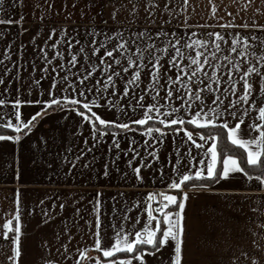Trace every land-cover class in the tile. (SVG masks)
Returning <instances> with one entry per match:
<instances>
[{
  "label": "snow or ice",
  "instance_id": "6c2138e0",
  "mask_svg": "<svg viewBox=\"0 0 264 264\" xmlns=\"http://www.w3.org/2000/svg\"><path fill=\"white\" fill-rule=\"evenodd\" d=\"M184 2L187 3V0ZM4 3L5 0H0V12L4 13L0 25L9 28L19 26V30L24 31L23 16L11 18L3 8ZM12 7H23V0H13ZM211 11L214 14L216 7L213 6ZM149 15L152 13L149 12ZM112 18L115 19V11ZM220 27L224 28L225 25ZM227 27L236 26L229 24ZM239 27H251L260 32L252 31L247 35L236 32L225 36L219 31H212L198 37L195 32L181 34L164 29L152 32L147 28L126 32L119 27L106 30L89 25L81 34L65 26L50 29L47 39L39 45L36 44L40 35L38 31L32 37V43L38 47L37 55L43 61L40 72H51L53 75L50 87L40 90L36 99L30 97L34 89L40 88V80L45 76L42 75L40 79L33 77L31 84L25 87L23 78L17 73L15 80L19 83L10 87L13 79L6 78L13 69L5 61L17 67L22 65L17 60H11V43L4 49L3 59H0L3 72L0 85H4L0 89V127L15 134H0V141H20L21 133H31L37 118L48 115L51 110L74 112L81 118L80 125L85 122L89 125V135L93 141H111L109 151L114 153L116 159L102 164L97 179L109 177L110 166L120 172L116 164L121 152L125 157L129 156V152L120 147L122 135L140 132L142 137L150 138L143 142L142 150L146 151L152 145L148 153L151 159H139L135 166L132 162L141 156V151L138 146H133L137 145L135 139L129 141L132 155L126 163L132 168L135 179L141 182L142 167H155L152 161L160 160L157 149L165 143V139L168 138L172 145L170 155H174L166 161L171 165L172 173L165 184L167 191L148 192L143 203L137 200L124 209L117 208L113 197L112 213L119 212L120 219L116 222L114 216L109 218L112 229L110 243L105 242L107 231L103 227L105 222L102 220L100 199L103 193L97 192V198L91 202L95 230H92L93 220L85 221L93 243L78 247L73 252L68 251L67 243L62 245L65 260L72 259L74 264H82L83 261L88 264H186L185 210L190 198L189 192L184 191L186 182L207 180L210 183H201L199 187L209 188L212 184L230 179L233 174H242L246 182H258L259 190L264 191V24H256L253 20L251 25ZM0 35L6 36L7 31ZM49 41L52 43L49 44ZM19 47L24 49L25 45L22 43ZM18 55L22 59V53ZM55 61L60 63L50 67ZM32 70L36 71L34 63ZM58 70L64 74L61 75ZM21 87H25L26 95L21 92ZM114 99L119 102L114 104ZM24 105L41 107L25 120L21 112ZM101 107L114 110L115 118H102L94 110ZM129 109L133 114H142L136 119L129 117L126 121L121 120L120 116L127 115ZM150 121L155 123L150 125ZM187 126H192L193 130ZM214 128L226 131L227 141L243 150L248 168L260 170L259 174L250 173L235 155L225 152L221 156L218 134L204 135V130ZM77 134L79 128L73 135ZM86 151L91 152L92 149H78V154H73L72 147H68L58 154L59 163L67 166L65 179L70 174L75 175L74 169L77 167L93 168L95 159H84L81 163ZM5 165L11 170L13 181L18 183V157L6 160ZM47 167L51 168L52 165L48 164ZM158 174L161 179L168 175L163 163ZM122 175L126 176L127 173ZM191 187L196 188L197 185L192 184ZM118 195L123 196V193ZM44 203L43 200L39 201L40 205ZM14 204V222L7 219L3 223L0 243L10 245L11 254L7 256L10 264H22L19 189H15ZM56 207L52 202L51 209ZM58 207L63 212L68 205L61 202ZM132 209H136L135 216L130 215ZM52 210L47 207L40 209L42 223L56 215ZM32 211L34 209L29 210V215ZM74 212L75 216L64 218L65 234L69 233L70 224H75L79 230L76 219L81 208L75 207ZM260 227L264 232V224ZM257 235L253 234L254 237ZM72 238L69 234L68 241ZM252 244L257 250L262 247L255 238ZM89 252L95 255H89ZM241 255L249 259V264H264V254L251 258L247 252ZM235 259L230 264H234ZM43 264L58 262L46 259Z\"/></svg>",
  "mask_w": 264,
  "mask_h": 264
},
{
  "label": "crops",
  "instance_id": "0c3cea01",
  "mask_svg": "<svg viewBox=\"0 0 264 264\" xmlns=\"http://www.w3.org/2000/svg\"><path fill=\"white\" fill-rule=\"evenodd\" d=\"M13 0H5L4 10L13 19L23 16L22 28L19 26L7 27L0 25V33L7 31V35H0V59H3V52L11 43V60H17V67L10 61H5L13 72L6 79H13V85L19 82L15 80L17 73L23 78L25 87L31 84L32 78L40 80V88L34 89L31 99H36L40 90H47L51 84V72L41 73L43 61L38 57V47L32 43V37H37L36 44L42 45L47 39L52 28H63L67 26L81 34L86 26L95 25L98 28L116 29L121 28L126 32L150 29L156 32L160 29L165 31H176L181 34L195 32L199 37L202 33L219 31L223 35L240 32L244 35L252 31L258 34L259 29L242 28L243 24L251 25L253 20L256 24H264V0H23V7H12ZM51 5V7H49ZM155 5V6H154ZM216 7L213 14L211 9ZM135 7V11L133 8ZM259 9V11H257ZM115 11V19L113 12ZM149 12L152 15H149ZM4 15L0 12V18ZM106 21L107 23H103ZM149 21H152L149 23ZM167 22V23H164ZM235 25L229 28L227 25ZM187 25V27H184ZM220 25H225L221 28ZM83 38V37H82ZM231 37H229L230 42ZM24 44V49H20V44ZM49 44L52 41L48 42ZM224 47V45H222ZM34 48L36 50L34 51ZM22 53V59L18 54ZM51 55V50H49ZM227 54V52L225 53ZM35 64L36 71L32 70ZM60 61H55L50 67H55ZM223 64L224 62L221 61ZM79 67V66H78ZM82 70V69H81ZM60 74L63 75L62 70ZM0 67V75H2ZM4 85H0L2 89ZM25 87H21V92L25 93ZM47 99V95L44 97ZM114 99L113 103H118ZM40 105H24L21 108L22 119H28ZM102 118L114 119V110L106 107L94 109ZM142 113H132L128 110L127 115H121V120L139 118ZM81 118L74 112H62L51 110L48 115L37 118L31 133L24 135L21 133V140L18 142L0 141V233L2 225L7 219L14 222L16 205L14 204L15 189L20 190V210H21V250L22 264H43L44 260L57 261L58 264H74L72 259L65 260V249L62 245L67 243L69 252H73L78 247H86L93 243L86 220H93L92 230L94 231V215L92 212V201L97 192L103 193L100 197L102 201L103 227L107 231L105 242L110 243L112 229L109 226V218L115 217L119 222V212L113 214V197L117 208L124 209L131 207L137 200L142 203L146 193L167 191L165 184L169 176H172L171 165L166 163L172 159L171 143L168 138L165 143L157 149L160 160L152 161L155 167H142L141 175L143 182L135 179L132 168L126 161L132 155L129 149V141H137L138 150L141 156L132 162L135 166L139 159L145 161L151 159L148 155L152 150V145L148 149H143V142L149 140L142 137L140 132L135 134L129 132L120 138V147L129 152L125 157L123 152L116 167L120 172L115 171L110 166V176L99 177L101 166L106 161L115 160L116 156L109 151L110 139H104L102 143H96L89 135V125L85 122L80 125ZM15 123V121L13 120ZM244 127V125H242ZM79 128V134L77 133ZM9 130V129H8ZM12 131V130H10ZM115 131V130H114ZM3 134L13 135L14 132ZM199 139V137H196ZM88 143L85 144L84 141ZM179 142V141H177ZM68 147H72L73 154H78L77 150L91 148V152H85L81 158L92 161L95 164L92 169L77 167L74 169L75 175H69L65 179L67 166L61 165L57 158L59 153H63ZM207 147V145L205 146ZM183 151V149H182ZM19 159L20 181H13L11 170L6 167L5 161ZM161 163L168 175L161 179L158 174ZM241 163V162H240ZM52 167L48 168L47 165ZM242 165V164H241ZM126 172L127 175H122ZM255 174L254 172H250ZM174 178V177H173ZM210 183V182H206ZM184 188L189 192V200L186 204V264H230L235 259L234 264H249V259L241 255L247 252L248 257L264 254V232L261 231V224H264V191L259 190L258 182H246L242 174H233L230 179L223 180L219 184H212L209 188ZM123 193V196L118 195ZM43 200L44 205L39 201ZM73 201H76L74 204ZM52 202L57 207L52 210ZM64 202L68 205L61 212L58 205ZM47 207L55 211L56 215L46 223H42L40 209ZM80 207L81 212L76 219L79 230L75 224L69 225V233L63 231L65 217L75 216L74 208ZM34 209L31 215L29 210ZM103 213H107L105 216ZM136 209H132L130 215L135 216ZM130 224V222H129ZM257 233V236H253ZM73 238L68 241V235ZM104 235V232L101 233ZM59 236V239H57ZM255 238L261 244V249L257 250L252 244ZM10 245L0 243V264H10L7 256L10 255ZM89 255H95L89 252ZM82 264H88L83 261ZM155 264V262H153Z\"/></svg>",
  "mask_w": 264,
  "mask_h": 264
},
{
  "label": "trees",
  "instance_id": "16d2710c",
  "mask_svg": "<svg viewBox=\"0 0 264 264\" xmlns=\"http://www.w3.org/2000/svg\"><path fill=\"white\" fill-rule=\"evenodd\" d=\"M155 123L154 121H150L149 124H153ZM189 128V130H193V127L192 126H187ZM5 132H13V131H10L8 129H5L3 127H0V134H3ZM218 134V137H219V140H218V143H219V149L218 151L221 153V156L226 152L228 154H231V155H235L237 157L240 158V162L242 164L243 167H245L249 172H254L255 174H259L260 170L258 169H253V168H248L247 164H246V160H245V154L243 152L242 149L236 147V146H233L230 144V142L227 141L226 139V131L221 129V128H214V129H206L204 130V135L206 136H209V135H216ZM206 182H209L207 180H202V181H198V180H192V181H189V182H186L184 188H188V187H191L192 184H201V183H206Z\"/></svg>",
  "mask_w": 264,
  "mask_h": 264
}]
</instances>
